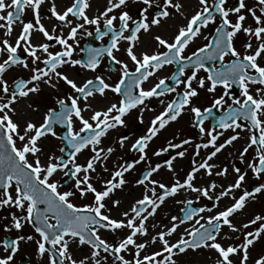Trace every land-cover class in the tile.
I'll return each mask as SVG.
<instances>
[{
	"label": "snow or ice",
	"instance_id": "1",
	"mask_svg": "<svg viewBox=\"0 0 264 264\" xmlns=\"http://www.w3.org/2000/svg\"><path fill=\"white\" fill-rule=\"evenodd\" d=\"M44 3L45 0H0V29L5 30L4 36H11L14 24L22 25L14 42L7 38L0 40V209L14 208L19 212L9 213L10 222L4 225V231L15 229L19 232L25 224L31 225L39 237L35 240L36 251L40 256L47 254L48 264H176L175 256L198 249L214 251L217 254L214 264H234L233 257L239 258L238 264H248L250 248L264 235V216L257 214L240 226L231 218L246 207L249 199L264 192V182L235 196V190L241 189L246 180L247 170L242 171L233 164L234 180L226 186L216 180L198 183L197 176L203 171L204 177L227 178L229 166L220 167L210 161L241 139V132H247L245 143L238 151L239 160L245 162L251 149L253 154L247 161V169L256 179L264 177V0H257L259 14L246 0H239L238 6L233 7H226L227 0H211V3L198 0L191 15L185 14L181 0H106L103 10L92 16L88 15L91 0H71L63 9H58L53 2L48 9L50 15L45 17L57 22L51 30L40 15ZM129 3L141 5L136 16L127 10ZM26 9L31 10L33 21H22ZM232 14L234 20L230 19ZM175 15L183 17L186 23L178 26L170 39L156 34L152 36L156 51L137 52L142 34H151L153 29ZM249 16L254 26L246 23ZM217 18L219 23L211 38L204 37L205 44L185 55L191 43L203 35L202 30L216 24ZM92 26L94 32L88 30ZM34 32L41 34L47 42L33 44ZM241 33L246 37V42L241 45L243 51L236 47V39ZM81 34H95L97 40L108 37V42L101 47H89L86 58L75 59L73 54ZM52 41L55 43H49ZM122 42L134 70L116 55L121 51ZM57 45L59 50H50ZM161 48L164 50L160 51ZM20 49L26 55L21 56ZM105 56L119 66L120 75L115 83H109L102 74H97L78 84L60 70L78 66L96 72ZM228 57L231 59L226 62ZM216 61L219 67H206L207 62ZM173 64L177 71L171 77L159 78L147 88L143 86L158 70ZM13 68L26 70L30 76L9 82L6 73ZM201 70L207 73L206 77L198 76ZM166 79L182 86L183 91L178 92L176 87L166 83ZM61 82L71 91L55 100L58 108H47L41 122L26 118L17 107L39 94L41 85L57 90ZM233 85L239 86V96L229 94ZM218 87L223 89V94L214 95L210 107L201 109L193 104L200 89L215 94ZM109 92L119 99L103 107L93 106L92 101L97 96L106 98ZM166 93H176V96L167 102L159 100L164 105L163 110L151 118L145 133L129 146L130 151L139 153L138 158L114 164L109 172L106 162L116 151L113 146H104L109 133L126 128V117L133 110L137 112L138 124L143 125L144 112L153 110L147 102ZM27 107L32 112H39L38 106L28 104ZM217 108L223 109V115L217 120V127L222 131L217 127H204ZM186 110L194 114L201 136L208 139L194 145L191 168L181 180L173 162L186 157L188 148L185 146L192 145L191 138L167 141L166 146L153 155L161 156L170 151L174 154L165 156L162 163L155 165L151 164L146 150L150 142ZM56 126L65 129L62 137L58 136ZM227 131L232 134L217 143ZM48 136L59 139L66 146L67 158L44 152L42 141ZM128 140V135H121L114 144L123 149ZM209 148L212 150L198 161L196 157L200 156L201 149ZM59 151L64 153L65 147ZM85 151L91 155L83 164L79 163L78 156ZM41 155L46 157L43 163ZM141 162L145 163V170L135 180V185L143 189L141 197L135 199L127 210L121 211L122 218H115L110 213L112 208L120 206L121 201L111 197L128 183L125 174ZM97 166L108 174V178L97 172ZM162 168L172 173L170 184L154 178ZM57 172L72 181L71 188L61 191V184L50 179ZM93 174L99 188L93 183ZM217 188H220L218 193ZM181 191L195 193V198L177 200L176 203L184 205L180 208L182 216L172 215L170 226L149 235V218L157 213L167 198L175 197ZM77 196L81 199L91 196L92 202L77 205L73 202V197ZM228 197L232 202L217 210L219 202ZM201 198L216 203L193 206ZM108 200H111V208ZM202 213L210 215L205 217ZM194 218L197 227L185 228L174 242L169 239L181 225ZM253 225L258 226L252 231H244ZM225 226L231 233H242V241L225 244L223 241L232 239L228 233L222 235ZM124 229L128 230L127 233L114 242L100 235L101 230L116 233ZM138 237L147 239L138 242ZM33 239V236L17 235L15 239L0 241L5 253L0 256V264H11L20 242ZM73 244L77 248L87 247L89 254L74 258L70 251ZM155 244L160 245L159 250L145 253L148 246ZM129 252L131 260L123 255ZM254 264H264V255L256 258Z\"/></svg>",
	"mask_w": 264,
	"mask_h": 264
},
{
	"label": "flooded vegetation",
	"instance_id": "2",
	"mask_svg": "<svg viewBox=\"0 0 264 264\" xmlns=\"http://www.w3.org/2000/svg\"><path fill=\"white\" fill-rule=\"evenodd\" d=\"M10 2V0H8ZM55 2L58 9H63L65 6H68L71 3V0H45V3L40 8V15L43 18L42 22L45 24V26L51 30L52 25L56 24L54 18L47 19L45 17H48L50 13L48 12V9L51 5V3ZM181 2L185 5L184 11L186 15H191L194 11V9L198 5V0H181ZM239 0H227L226 7H233L238 6ZM209 3H211V0H209ZM246 3L250 7H254L257 11V14H259L258 6H257V0H246ZM106 4V0H91V8L88 9V15L92 16L95 15L99 10H103L104 6ZM141 7L139 4H132L129 3L128 11L133 16L137 15L138 9ZM230 19L234 20L235 15H230ZM33 14L30 9H26L25 13L22 15V21L28 22L33 21ZM186 23V20L179 16L175 15L168 19L165 22H162L161 26L159 28L153 29L151 34H142L141 35V44L137 48V52L147 50L149 52L156 51L155 41L152 39V36L156 34H160L165 38L170 39L173 34L175 33L178 26H181ZM219 23V18H217L216 24H210L206 29H203V35L197 39L194 40L193 43L185 50V55H190L192 51H194L197 47L202 46L207 42V40L204 39V37L211 38V34L214 32L215 27ZM247 24L253 25L254 23L249 16L247 21ZM21 24L16 23L13 25V32L11 36L5 37L3 29H0V40H3L5 38L9 39L10 42H14L15 37L18 35L19 31L21 30ZM102 27V25H101ZM89 31L94 32V26L88 28ZM59 31V29H57ZM67 29H65V32ZM33 44H38L45 41V38L39 34L38 32H34L31 37ZM79 45L76 48V51L73 54V58L80 59V58H86L87 52L86 50L89 47H101L104 44L108 42V37H104L103 40H97L95 37V34L92 36L87 35H79L78 36ZM243 42H246V37L243 33L239 34L236 39V47L243 51L241 45ZM54 44L55 42H49ZM253 44L255 46V41H253ZM121 51L119 53H116L117 57L120 59L125 60V62L128 63L129 68L134 70V65L131 63L130 60L127 59L124 48L126 45L122 42L121 43ZM80 49H85L84 52H81ZM52 51L59 50V46H55L54 48L50 49ZM160 51H163L164 49H159ZM20 55L24 56L26 54L23 53L22 49L19 50ZM231 57L226 58L227 60H230ZM30 62V61H29ZM206 67H219V62H207ZM116 69V70H114ZM119 66L113 64L106 56L102 60L101 65L97 68L96 72L86 71L84 69L79 68L78 66L75 68H69L64 67L60 69L61 71H64L69 75L70 78L74 79L78 84H82L85 80L94 78L97 74H102L107 82L109 83H115L119 78ZM177 71V66L175 64L173 65H167L164 68L158 70V72L150 78L149 81L145 82L143 85L145 88L151 86L152 84L156 83L159 78H167L171 77V75ZM207 73L201 70L198 73V76H204L206 77ZM12 76V77H11ZM20 76V77H19ZM30 76V73L26 70L20 69V68H13L8 73H6V77L9 80V82L14 78H28ZM166 83L169 84L172 87H176L178 92L183 91L182 86H177L174 81L171 79H166ZM195 86V82H194ZM42 89V100H44V104L47 105L46 108H44V112L47 110V108H58V106L55 103V100L65 95L67 92H70L71 89L68 88L66 85H64L62 82L58 85V89L54 90L51 88H48L45 85H41ZM239 86L233 85L231 89H229V94L231 96H239ZM223 94V89L221 87H218L215 94L207 93L205 89L199 90V96L194 98L193 104L195 106L200 107L201 109L205 107L211 106V101L214 98V95H221ZM176 93H166L163 97L160 98H153L147 103L149 106L153 109L152 111H145L143 114L144 117V123L143 125L138 124V121L136 119L137 112L133 110L132 114L126 117V128H118L117 130L111 131L108 135V137L104 140V146H113L116 148V151L111 154L109 157V160L106 162L107 167L109 169V172L113 170V165L117 163H123L125 161H132L138 158L139 153L136 151H130L129 146L130 144L135 140V138L143 135L146 131V128L149 125V122L152 117H154L156 114H158L160 111L163 110L164 105H162L159 100L163 99L165 102L170 101L171 99L175 98ZM119 99L115 94L109 92L107 94L106 98H100L97 96L93 101L92 104L94 107H103L104 105L108 104L109 102H116ZM226 100H228V97H226ZM230 103L231 101L228 100ZM226 107V105L224 106ZM88 113H85V116H87ZM223 115V109L217 108L213 110L212 117L205 121L204 127L205 128H213L217 127V120L219 117ZM78 126V122H77ZM218 131H222L217 127ZM56 131L58 136L62 137L65 134V129L62 126H56ZM239 131V130H237ZM231 131L224 132V136L218 138L217 143H222L224 139H226L229 135H231ZM121 135H128L129 140L125 143V146L123 149H120L118 145L114 144V140L118 138ZM248 135L247 132H241V139L234 142L233 146H228L225 149L221 151V153H218L216 157L213 158L210 163H214L216 165H219L220 167H223L225 164L229 166V173L227 178H221L212 176L210 178L204 177L203 171L197 176V182L198 183H204L205 180H216L218 184L227 185L228 183L233 182L235 174L232 172V165L235 164L236 166L240 167L242 171L247 170L248 175L246 177L245 182L243 183V186L241 189L235 190L233 195L238 196L240 195L244 190H251L255 186L259 185L260 183L264 182V177H261L260 179H256L250 170L247 169V161L251 158L253 152L250 149L249 154H246L245 162L241 163L238 156V151L241 149V146L245 143V137ZM191 138L192 145H187L185 147L188 148V153L185 158H177L173 162V166L176 171L177 177H179L181 180L186 175V172L190 170L191 168V160H192V153L193 148L196 143L206 142L208 137L207 136H201L199 127L196 124L194 114H192L190 111L186 110L182 115L177 119L175 122H171L169 126H167L164 130H162L157 137L153 139V141L150 142L147 151L148 158L152 165H155L157 163H162L165 159V156H171L174 154L172 151L166 154H162L161 156H154L153 152L160 149L161 147L166 146L167 141L172 140L173 142H179V140ZM60 142V148L65 147V151L68 149L64 144ZM212 149H201L200 156L196 157V159L199 161L202 157L206 155L207 152H210ZM91 155L90 152L85 151L83 154L78 156V162L84 163L86 159ZM145 170V163L141 162L140 164L135 166V169L130 171L129 173L125 174V177L128 181V183L123 187L122 190H116L115 193L112 195L111 199H118L121 201V204L118 208H112L111 215L115 218H122L120 216L121 211L127 210L132 203H134L135 199H138L141 197V193L143 189L139 186L135 185V180L138 176L142 174V171ZM218 170V169H217ZM97 172L101 174L104 178H108V174L104 173L103 170L97 166ZM93 183L99 188L100 184L98 181L95 180V174H93ZM154 178L157 180H160L166 184H170L173 180L172 173H170L166 168H162L158 174H154ZM52 180L58 181L61 184V191L68 190L72 187V181L64 177L62 173L57 172L54 174ZM159 191V189H158ZM220 191V188L216 189V192L218 193ZM195 193H185L181 191L179 194H177L175 197L167 198L165 203L158 209L157 213L150 217L147 221V225L149 228V235L155 234V232L162 230L164 227L170 226L171 221L170 217L172 215L182 216V213L180 212V208L184 207L183 204L176 203L177 200L183 201L184 199H194ZM73 202L77 205H83L86 203H91L92 198L91 196L81 199L78 196L73 197ZM231 198H224L219 202V209L222 210L225 206L229 205L231 203ZM108 206L111 208V200L107 201ZM212 203H216L215 200L208 201L205 198H201V200L197 203H195L193 206H204L208 205L211 206ZM215 211V210H214ZM214 214V213H213ZM262 215L264 216V192L257 193L255 196V199H249L246 207L235 214L231 219L234 223L237 224V226H240L243 223H246L247 220L253 218L255 215ZM203 216H208L210 213H202ZM201 223H204L203 220H201ZM153 225H156L157 227L153 229ZM198 225L195 224V218L185 223L184 225H181L176 233H173L172 237L169 239L174 242L176 239L179 238V235L182 234L185 230V228L190 227H197ZM258 225L250 226L248 229H245L244 231H252L255 227ZM30 227V225H28ZM13 234H7L5 233L2 240H12L15 239L17 235L21 236H29L28 231H19L17 232L15 229ZM127 229L117 231L116 233H112L110 231L101 230L100 235L102 238L106 240H112V239H119L122 238L126 233ZM224 233H228L232 237L230 240L223 241L225 244L227 243H240L243 239L242 233H231L227 227L225 226L222 229V235ZM238 237V239H237ZM139 238V237H138ZM143 239H147V237H141L140 242ZM24 242L21 241L19 244V249L15 253L13 261L11 264H35V261L33 260L32 250L30 248H24ZM157 246H160L159 244L150 245L145 249V253H151L152 251L159 250V248L156 249ZM142 253V254H145ZM5 255L4 250L2 247H0V256ZM260 255H264V235L261 236L259 240H257L254 243V246L250 248L249 251V261L248 264H254V261L256 258H258ZM217 258V254L208 249H198L196 251L188 250L184 254H178L175 256L176 264H214V261ZM111 260V258H109ZM238 257H233L234 264H238Z\"/></svg>",
	"mask_w": 264,
	"mask_h": 264
},
{
	"label": "rangeland",
	"instance_id": "3",
	"mask_svg": "<svg viewBox=\"0 0 264 264\" xmlns=\"http://www.w3.org/2000/svg\"><path fill=\"white\" fill-rule=\"evenodd\" d=\"M20 77V76H19ZM18 77V78H19ZM29 77V76H28ZM42 96V89L41 92L39 94L33 95L30 98H28L27 100L23 101L22 103H20L19 105L21 106L20 109H22L21 111L23 113H25V117L26 118H31L34 122H41L42 121V116L44 113V108H46L47 105H45L44 100H42L41 97ZM28 104H32L33 106H38L39 107V112H32L31 109H29L27 107ZM17 105V107L19 106ZM30 114H35L32 115V117L30 116ZM17 145L19 146V141L17 142ZM42 145L44 148V152L47 154H54L56 156H62L63 153H61L59 151L60 149V142L59 139L53 138L51 136H48L46 138L43 139L42 141ZM29 159L31 160L32 157H29ZM46 157L44 155H41V160L42 163L45 161ZM11 212H16L17 214H19L18 210L12 208V209H0V241H2V238L4 237L5 233L7 234H13L14 230L5 232L4 231V225L10 222V215L9 213ZM4 217H8V219H4ZM51 223H54L53 221H50ZM21 231H28L29 232V236H33L34 239L31 241L25 240L24 242V248H30V250H32V255H33V260L35 261V264H48V256L47 254H45L44 256H40L38 255L37 251H36V244H35V240L38 239V234L35 233L34 229L30 226L28 227V224H25L23 226V228L21 229ZM118 239H112V240H107L109 242H114ZM137 240L139 241L140 239L137 238ZM157 248H160V246H157ZM70 251L72 252V255L74 258L76 259H80L83 258L84 255H88L89 254V249L87 247H82V248H77L76 245H71L70 247ZM123 255H125V257L127 259H132V254L129 253H123Z\"/></svg>",
	"mask_w": 264,
	"mask_h": 264
},
{
	"label": "bare ground",
	"instance_id": "4",
	"mask_svg": "<svg viewBox=\"0 0 264 264\" xmlns=\"http://www.w3.org/2000/svg\"><path fill=\"white\" fill-rule=\"evenodd\" d=\"M11 77H12V76H11ZM18 105H19V104H18ZM20 105H21V104H20ZM20 105L18 106L19 109H20L21 106H22V105H21V106H20ZM20 110H22V109H20ZM23 114H25V113H23ZM32 115H35V114H32ZM32 115L30 114L31 117H32ZM138 239H141V237H139ZM137 241H138V240H137ZM138 242H140V240H139Z\"/></svg>",
	"mask_w": 264,
	"mask_h": 264
},
{
	"label": "water",
	"instance_id": "5",
	"mask_svg": "<svg viewBox=\"0 0 264 264\" xmlns=\"http://www.w3.org/2000/svg\"><path fill=\"white\" fill-rule=\"evenodd\" d=\"M67 152H68V151H66V152H65V157H67ZM39 207H41V208H42V207H43V205H40Z\"/></svg>",
	"mask_w": 264,
	"mask_h": 264
}]
</instances>
